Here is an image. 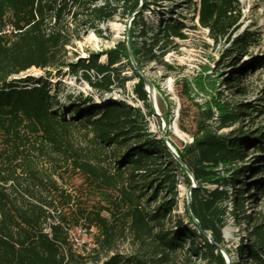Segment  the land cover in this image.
<instances>
[{
	"label": "trees",
	"instance_id": "obj_1",
	"mask_svg": "<svg viewBox=\"0 0 264 264\" xmlns=\"http://www.w3.org/2000/svg\"><path fill=\"white\" fill-rule=\"evenodd\" d=\"M99 1L0 0V29L11 24L18 32L0 38V264H185L193 258L203 264H227L219 248L224 247L222 231L227 203L238 207V200H243L249 186L255 185L256 190L264 193L262 183L255 181L264 171V158H254L257 161L252 166L236 165L245 162L254 141L258 144L253 150L264 152V130L257 128L250 134L237 128L228 135L214 132L208 121H218L222 128L235 125L249 117L250 106L224 103L213 94L211 104L202 112L203 119L197 121L192 143L181 151L176 149L192 173L196 188L191 189L192 217L186 205L184 219H174L178 206V172L189 189L193 185L165 140L149 134L142 111L124 102L95 100L92 95L81 93L71 104L63 105L58 95L52 93L53 90L59 93L61 83L53 85L51 81L66 72L74 76L80 74L98 93L110 92L115 76H119L117 66L126 61L138 80L133 92L145 104L146 116L156 117L144 81L131 64L126 34L125 39L109 51L91 54L89 58L76 57V61L68 59L67 48L72 44L74 33L71 25L97 33L102 24L114 22L116 17L125 21L134 15L131 26L137 27L148 10L146 0L143 4L141 0H115L116 5L113 0H103L102 4ZM198 13L200 26L207 29L215 41L235 33L241 20L238 0H201ZM140 28V34H145L149 25L142 20ZM182 29L181 22H171L166 23L162 31L167 39L182 38ZM136 36L135 31L130 30L132 54L141 69L140 57L148 56L150 46H144L141 51ZM158 39L153 45L160 42ZM258 44L256 33H247L236 38L233 49L223 56L229 57L228 53L234 51V55L240 57ZM102 56H106L107 63L100 62ZM238 59L233 65H238ZM32 68L44 71V76L13 78ZM252 68L238 70L235 76L225 80L229 89H235V97L239 93L248 94L242 80H246ZM101 102L104 104H99ZM74 128L91 133V147H74L69 138ZM107 162L109 169L104 165ZM63 165L94 179L101 177L112 186L122 182L123 187L118 189L119 200L113 204L114 211L128 210L125 215L132 220L138 236L153 239L156 257L114 254L102 261L78 253L69 238V217L58 214L55 219L58 212L55 195L60 193L57 183L44 173L61 170ZM233 165L236 168L227 177L215 173L221 166L231 168ZM125 174L127 178L121 181ZM248 175L254 181L247 182ZM204 183L218 187L209 191L202 186ZM124 185L130 190L124 189ZM229 187L236 193H230ZM143 203L154 208L142 209ZM111 217H115V212ZM72 218L96 225L104 239L100 246L103 242H112L114 227L100 211L81 212ZM204 231L209 233L210 239ZM249 236L250 240L238 251L237 264L264 263V223L252 225ZM186 243L189 247L185 250Z\"/></svg>",
	"mask_w": 264,
	"mask_h": 264
},
{
	"label": "rangeland",
	"instance_id": "obj_2",
	"mask_svg": "<svg viewBox=\"0 0 264 264\" xmlns=\"http://www.w3.org/2000/svg\"><path fill=\"white\" fill-rule=\"evenodd\" d=\"M200 1L146 0L148 10L143 13L137 27L131 26L130 18L124 21L120 17H116L114 22L102 24L97 33L81 26L75 28L74 25H71V30L74 33L72 44L67 48L69 61H76V57L89 58L91 54H101L113 49L119 41L125 39L127 27L129 34L132 29L135 31L137 46L141 51L144 46H150L148 56L140 57V72L154 85L152 96L156 103V109H153L156 117L146 116L145 104L133 92L138 80L134 77L131 67L126 61L117 66L119 76H115V84L110 92L98 93L80 77V74L74 76L66 72L64 76L51 81L53 85L61 83L59 93L57 94L56 90H53L52 93L58 95V99L63 105L71 104L81 93L84 96L92 95L95 100L100 98L112 103L124 102L132 108L140 109L145 116L149 134L152 137L163 138L174 151L176 149L181 151L184 146L192 143L193 136L197 132V121L200 118L203 119L202 112L206 110L208 104H211L213 94L224 103L233 102L234 105L246 103L250 106L247 110L249 117H245L243 122L235 125L222 128L219 127L218 121H208L207 124L212 127L214 132L228 135L237 128L247 130L250 134L257 128L264 130V64H261L264 60V0H238L241 9L238 30L230 37L218 41L212 39L209 31L199 24ZM102 2L103 0H100L99 4ZM112 3L116 5L115 0ZM142 20L149 25L145 34H140ZM171 22L183 24L182 38L170 37L167 39L165 37L162 28L166 23ZM247 33H256L259 44L251 47L240 57H236L234 51L228 53L229 57H224L223 55L228 50L233 49V41ZM157 37L160 42L153 45ZM237 58H239L238 65H233ZM100 62L107 63L106 56H102ZM249 68L252 70L248 71L246 80H242V84L247 87L248 94L239 93L238 97H235V89H229L225 80L235 76L238 70ZM91 75L94 76V73L91 72ZM26 76L39 78L44 76V71L32 68L13 78L19 79ZM253 106H256L257 109H252ZM213 112L217 116L216 108L213 109ZM68 116L69 112L67 119ZM91 137L88 130L81 128L71 129L69 135L74 147L82 149L91 147ZM253 144L255 147L258 142L254 141ZM253 146L248 149L245 162H239L237 167L252 166L257 161L254 158H264V152L253 150ZM104 165L109 169V162ZM235 168V165L231 168L221 166L215 169V173L219 177H227ZM53 170L52 168L51 171ZM260 170L258 169V171ZM262 172L255 181L264 186V171ZM44 173L51 175L57 183L60 193L55 195L58 211L55 214V219L58 218V214L65 218L69 217L70 223L69 227L67 226L69 238L78 253L95 256L102 261L114 254L126 257L132 255H140L145 258L156 257L153 239H148L143 235L138 236L136 227L132 225V220L125 215L128 210L122 208L119 213L114 211L113 204L119 200L118 189L123 187L122 182L118 186H112L101 177L94 179L67 165H63L61 170L55 169L54 172ZM106 173L114 174V172ZM127 176L128 174H125L121 181H124ZM177 179L178 206L173 218L184 219L190 189L179 172ZM246 179L247 182L254 181L250 175ZM202 186L209 191L218 187V185L208 183H204ZM124 189L130 190L126 185H124ZM227 190L232 194L236 193L231 187ZM59 194H62L63 198ZM67 202L69 203L67 204ZM237 204L238 207L227 203L225 227L222 231L224 247L221 249L225 254L227 264H237L238 251L246 244L247 240H250L249 232L252 225L256 222L264 223V193L256 190L255 185L246 189L243 200L239 199ZM151 208H154V205ZM151 208L147 207L145 203L142 204V209L149 210ZM98 211L101 212V216L110 220L115 232L112 242L108 244L103 242L102 246L100 244L104 239L96 225L72 218L78 217L81 212ZM112 212H115L114 218L111 217ZM75 221L79 222L78 225L74 224ZM170 224L169 226H171ZM188 247L189 243H186L185 250ZM180 257L189 256L180 255ZM192 262L203 264L194 258L185 264ZM249 264L253 263L249 262Z\"/></svg>",
	"mask_w": 264,
	"mask_h": 264
},
{
	"label": "water",
	"instance_id": "obj_3",
	"mask_svg": "<svg viewBox=\"0 0 264 264\" xmlns=\"http://www.w3.org/2000/svg\"><path fill=\"white\" fill-rule=\"evenodd\" d=\"M143 0H141V4H143ZM134 15L130 18V22L132 21ZM126 36H127V47H128V52H129V57H130V61H131V64L134 66L135 70L137 71V73L142 77L143 81H144V84L146 86V90H147V93H148V97H149V103L150 105L152 106L153 109H156V103H155V100L152 96V93H153V90H154V85L152 84V82L150 80H148L146 78V76L144 74H142L140 72V69L138 68L135 60H134V57H133V54H132V50H131V44H130V40H129V32H128V27H127V30H126ZM167 145V143H166ZM169 151L172 153V155L174 156L175 160L184 168V170L186 171V173L188 174V176L190 177V179L192 180L193 182V186L192 188H190L189 190V193H188V198H187V210L190 214V216L192 217V214L190 213V202H191V189H195V181H194V178H193V175L192 173L190 172V170L186 167V165L183 163V161L180 159V157L178 156V154L176 153V151H174L170 146L169 144L167 145ZM197 223V222H196ZM198 224V223H197ZM204 235L210 239V235L208 232H203ZM221 249V247H219ZM222 250V249H221Z\"/></svg>",
	"mask_w": 264,
	"mask_h": 264
},
{
	"label": "built area",
	"instance_id": "obj_4",
	"mask_svg": "<svg viewBox=\"0 0 264 264\" xmlns=\"http://www.w3.org/2000/svg\"><path fill=\"white\" fill-rule=\"evenodd\" d=\"M18 33L11 24H7L0 29V38L4 36H11Z\"/></svg>",
	"mask_w": 264,
	"mask_h": 264
},
{
	"label": "bare ground",
	"instance_id": "obj_5",
	"mask_svg": "<svg viewBox=\"0 0 264 264\" xmlns=\"http://www.w3.org/2000/svg\"><path fill=\"white\" fill-rule=\"evenodd\" d=\"M99 104H104V103L101 102V103H99Z\"/></svg>",
	"mask_w": 264,
	"mask_h": 264
}]
</instances>
